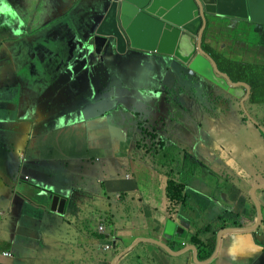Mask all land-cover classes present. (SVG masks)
Masks as SVG:
<instances>
[{
    "label": "crops",
    "instance_id": "obj_1",
    "mask_svg": "<svg viewBox=\"0 0 264 264\" xmlns=\"http://www.w3.org/2000/svg\"><path fill=\"white\" fill-rule=\"evenodd\" d=\"M75 2L84 3L82 0H0V4L11 7L22 17L25 26V32L17 36L7 35L0 43V88L3 92L0 123H9L5 128H0V264H111L119 252L132 244L133 247L125 254L122 264H264V236L250 232L253 223L250 220L251 214L245 218L241 216V202L250 206L244 200V191L239 186L236 187L230 175L226 174V178L225 173L210 169L213 168L212 155L218 156L226 163L218 170L229 171L227 165H230L233 159L253 163L250 156L254 151L253 146L243 145L237 137L236 126L250 122L240 120L239 115H243L241 112L235 115L233 122L228 119L231 125L223 135L225 138H232L230 142H226V147L230 150L234 147L236 151L227 154V148L221 146L215 152H207L205 156V162L210 168L204 165V170L210 175H223L220 185L224 191L222 198L216 201L214 195L207 192L204 202L196 203L184 189L183 200L172 204L167 200L166 174L156 167L145 166L134 160L128 154L129 148L127 152L126 147L131 145L130 139L137 123L135 116L133 119L126 109H119L117 115L107 109L99 110L97 119L89 118L84 113L74 114V111L80 108L76 102L99 91L101 75L98 71L94 75L81 78L97 79L93 88L91 83L78 86L77 80L68 86L49 81L42 93L49 85L50 93H46L41 102L39 96L34 99L31 95L33 106L29 108V102L26 104V101H29L25 93V90L29 91L30 88L29 76L23 74L24 72L15 65V56L22 45L29 48V26H46L50 40L64 39L69 30V23L72 27L75 26L74 19L69 21L72 17L71 5ZM80 6L78 13H82ZM42 7L45 14L37 18L35 8ZM204 44L210 45L205 40L202 45ZM258 45L262 46L260 43ZM243 49L245 54H236L240 56L241 61L249 63L248 58L252 56L257 61L264 62V51L253 49L250 44ZM142 57L144 63L149 65L151 75L144 89L148 87L157 95L154 99L156 107L158 96L164 93L159 71L165 66L166 72L163 75L167 76L179 66L176 62L170 64L167 58L161 59L148 54ZM121 58L113 63L114 69L121 71L125 66ZM132 59L136 63V59ZM80 63L70 61L76 70ZM12 65L14 69L8 68ZM127 65L130 66V63ZM154 70L158 74H155ZM52 78L53 75L50 74L48 79ZM69 89H72L71 92H68ZM59 95L62 100L57 104L56 98ZM65 107L70 109L65 111ZM259 115H263L264 120V110H261ZM124 118L128 120V125L122 123ZM201 137L204 138L203 143L209 142L208 147H217V144L209 141H218L217 139L207 133L198 138ZM164 139L167 149L179 163L176 167L183 169L188 166L184 153L203 163L185 149L187 142L184 139ZM260 139L264 147V139L261 136ZM16 151H20V156L23 155L24 158L25 155L27 158L24 164L27 180L10 174L12 167L16 166L18 169L22 164V161L15 157ZM10 160L13 164L4 168L3 161ZM202 171L200 169L195 173V177L187 181L185 188L188 185L193 186L192 182L195 180L201 181L199 175ZM3 176L9 178L11 183H7ZM173 176L176 179L181 177ZM256 176L259 180L252 182L246 192L252 186L264 184V165L260 164ZM83 181L87 183L81 184ZM10 184L14 188H11ZM56 187L62 189L60 195L66 199L61 212L49 210L45 203L46 192ZM210 187L212 191L218 189L214 183H210ZM257 191L255 198L262 208L264 195H258ZM16 199L25 202L23 207L18 205L20 209L30 204L31 208L38 212L35 219L38 225L43 226V231L35 233L38 238L34 235V245L29 243V218L24 220L22 217L13 216ZM2 200L8 201L9 209L2 208ZM98 200L103 201L100 208ZM79 206L83 208V212L79 211ZM189 207L197 210L196 220L202 222V228H196L193 225L195 220H187L181 213ZM216 207L222 209L221 214L217 210L211 213ZM221 217L223 220L218 223ZM169 218L183 225V238L164 234V225ZM186 220L190 222L188 225L184 224ZM233 221L236 224H233ZM213 222L217 224L212 231L204 230ZM237 224L239 225L236 226ZM101 226L104 227L103 231L100 230ZM202 229L204 231H200L199 240L206 245L211 243L214 249L208 258L205 257V249L199 250L190 242V237L195 231ZM221 231L223 232L217 242V235ZM155 241L159 244L154 243ZM107 244L112 245L111 250H105ZM164 247L171 252H167ZM4 254H10L11 258H6Z\"/></svg>",
    "mask_w": 264,
    "mask_h": 264
},
{
    "label": "rangeland",
    "instance_id": "obj_2",
    "mask_svg": "<svg viewBox=\"0 0 264 264\" xmlns=\"http://www.w3.org/2000/svg\"><path fill=\"white\" fill-rule=\"evenodd\" d=\"M81 4L82 2L72 3L70 9L72 17L69 19V21L75 19L76 13L79 11V6ZM2 7L8 10L9 14H13L19 19V21L16 22L14 26H24L22 17L19 16L14 9L7 6ZM35 13L37 18H41V16L45 14L44 7H42V9L35 8ZM215 24L216 26H208L206 30L205 41L210 43L208 46L214 48L224 57L241 61V58L238 55H243L246 53V51L243 49L244 47H247L245 41L247 40V42L250 44V47H253L251 45L250 34L248 32L242 31L241 29L239 30V26H228L226 19L224 21L218 20ZM0 26L7 25L1 24ZM0 33L6 34L3 30H0ZM1 34L0 37L2 36ZM7 34L9 35V33ZM232 39H236L238 42L242 43L238 44ZM61 41L62 38L58 41L53 38L50 40L48 28L46 26H40L39 24L29 26V48H26L25 45L21 44L22 46L15 56V65L20 68V71L24 72L23 74L29 76L30 88L29 91L25 90V93L29 98V101H26V104L29 102V108L33 106L31 104V95L34 99L35 96H39L41 102V100L44 98V95L46 93H50V85L47 90L42 93V90H44L49 81L53 84L58 82L61 84V86H68L77 80L76 84L78 86H81L84 83H91V87L93 88L97 84V79L92 80L90 78H81L94 75V73L98 71L99 75H101L99 91L96 94H91L89 98H85L76 102V104H79L80 108L76 109L74 114L84 113L89 118L97 119V115L100 113L98 112L99 110L107 109L112 114L117 115L119 109H126L132 114L131 116L133 119L134 116H137L139 119L146 121L152 126L155 124L153 127L157 130L161 137H171L176 140L184 139V141L187 142L184 145L185 149L199 158L203 162L202 164L206 167H209L205 162V156L207 152H215L218 147L221 146L227 148V154H229V152L232 154L236 151L234 147L231 148V150L229 147H226V142H230L232 138H225L223 135L226 131V128L231 125V123L228 122V119L232 120L233 122L235 115L239 114L240 112V106L237 102L231 100L230 98L232 97H230L225 91L209 83L202 77L197 76L183 66L177 67L170 74L164 76L163 74L166 72V67L163 66L162 71L159 72L161 73V88L164 90V93L158 96L159 99L157 106L155 107L156 103L154 99L157 97V95H154V92L149 90L148 87L144 89L148 81L147 79L151 77L149 74L150 68L149 65L144 63L143 57L140 54H131L128 56L124 55L122 58L124 60L123 62L125 63V66H123L121 71L114 69L113 63H116V61L112 60H104L101 63L94 61L95 63L93 64L81 62L78 69L74 71L70 67L59 68L58 62L52 56H49L51 53H58L59 44ZM262 44L264 46V40H262ZM261 50L264 51V47H261ZM236 54L238 55L236 56ZM132 58L136 59V63ZM248 59L249 63L257 62V60L252 56ZM95 60H99V58ZM28 61L29 63H27ZM127 63H130V66L127 65ZM8 68L14 69V65L9 66ZM154 72L155 74H158L156 70H154ZM50 74L53 75V78L49 80L48 78H50ZM46 79L48 80L45 81ZM38 80L42 82H39ZM71 90L69 89L68 92H71ZM18 94L19 93H17V95ZM2 96L3 92L0 88V103ZM22 97L23 95H21L20 98ZM17 98L19 99V97ZM56 100L57 104L61 103V95L57 96ZM16 108L18 107L16 106ZM69 109L70 107L64 108L65 111ZM244 109L255 121L263 120V115H259V112L264 110V104L250 105L246 101L244 103ZM1 111L3 110L0 109V112ZM30 112L31 110L29 113ZM239 117L240 120L246 121L243 115H239ZM122 123H126V125H128V120L124 118ZM8 124V122H2L0 123V128H5ZM236 132L237 137L241 140L243 145L251 144L253 146L254 151L250 155L253 158V163L250 164L247 160L238 161L233 159V162L230 165H227L230 172L226 169L218 170L222 164L226 163L218 156L212 155L211 164L213 168H209L212 171L225 173L224 176L226 178L228 175H230L236 187L239 186L244 191V200L250 205L248 207L243 203V201L241 202V216L242 218H245L248 217V214H251V216L254 214L253 207L255 206V202L250 194V190L254 186H252L248 192H246V190L252 182L259 180L256 176V173L260 167V164L264 165V147L261 143L262 141H260L262 140L260 139V136L264 139V134L260 132L251 121H247L245 124L236 126ZM204 133H207L209 136L218 140L215 141L209 139L210 142L217 144V147H208L209 142L203 143L202 140H204V138H198ZM173 147L176 148L175 145H173ZM15 157L17 160H21L22 164L18 166V169H16V166L11 168V176L17 175L20 178H25V180H27L28 178L24 175L27 173V171L24 169V164L27 162L26 156L24 155L23 158V155L20 156V151H16ZM11 164H13V162L10 160L3 161L2 165L4 168H7ZM19 167L21 169H19ZM3 178H5L7 183H11L10 179L6 176H3ZM199 178L201 181L195 180L192 182L193 186L188 185L185 188V192L187 191L186 194L189 196V198L193 199L196 203H200L202 201L204 202V197L206 196L207 192H210L211 195H214L216 201L222 198L224 194L223 189L212 191L210 183H214L219 188L223 181V175L218 176L213 174L211 176L208 171L203 170L200 173ZM85 183H87V181H83L81 184ZM10 187L14 188L11 184ZM55 189L58 191L62 190L58 187ZM262 189L263 191H257L258 195H264V188ZM7 202V200H2L3 209H9ZM102 202V200H98L99 208L102 205ZM210 203L212 204L211 201ZM18 205L23 207L25 202L18 199L14 201L13 216L19 218L22 217L24 220L29 218V236L31 238L29 243L34 245L36 242L34 240L35 233H42L43 231V226L38 225L35 219V215L38 212L34 211L30 204L29 206L26 205L24 209H20ZM27 207L29 209H27ZM216 210L221 214L222 209L218 207H216L211 213ZM260 210L261 213L264 214V207L260 208ZM79 211L83 212V208L81 206H79ZM181 213L185 215L187 220H189V218L194 219L195 221L193 222V225L196 228H202V222L196 220L198 214L196 209L189 207ZM187 220L184 222L186 225L190 223L187 222ZM10 224L12 223L10 222ZM216 224L217 222L212 223L210 231L215 228ZM36 238L38 237L36 236ZM129 247H133V244L128 246V248ZM75 257L76 255L73 256V258ZM193 260H195L194 256Z\"/></svg>",
    "mask_w": 264,
    "mask_h": 264
},
{
    "label": "water",
    "instance_id": "obj_3",
    "mask_svg": "<svg viewBox=\"0 0 264 264\" xmlns=\"http://www.w3.org/2000/svg\"><path fill=\"white\" fill-rule=\"evenodd\" d=\"M82 1V13H76L75 26L69 24L67 35L59 44L58 53H51L59 68L70 67L76 71L70 61L93 64L94 61H117L124 55L148 54L161 59L167 58L170 64L176 62L178 66L186 67L233 95L237 91L240 93L235 88L238 83H233L226 74L220 72L216 62L204 51L203 33L208 26H216L218 20L225 19L228 26H239V30L255 27L264 30V0ZM2 6L6 5L0 4V24L9 23L12 16ZM98 58L99 60H95ZM244 86L247 98L249 88ZM241 104L244 109L242 102ZM243 111L246 112L245 109ZM248 118L255 124L249 116ZM258 129L264 134V128L258 126ZM262 188L264 184H259L251 191L256 207V221L251 231L261 223L262 213L254 193ZM60 192L55 188L46 192L45 203L53 212H61L66 204V199ZM164 226L166 236L183 238L181 235L185 231L174 220H167ZM221 233L222 231L217 235V242ZM131 248L119 252L111 264H117ZM164 249L171 252L166 247Z\"/></svg>",
    "mask_w": 264,
    "mask_h": 264
},
{
    "label": "trees",
    "instance_id": "obj_4",
    "mask_svg": "<svg viewBox=\"0 0 264 264\" xmlns=\"http://www.w3.org/2000/svg\"><path fill=\"white\" fill-rule=\"evenodd\" d=\"M10 15L12 16V20L9 23H2L7 26H0V30H3L6 33H0L2 35L0 37V43L2 42L1 40L8 35L7 33L11 36H17L18 34L25 32V26H14L19 19L13 14ZM207 46L208 45L204 44L203 48L206 49L212 56L220 72H224L231 81L239 82L249 87L250 93L246 101L250 105L264 104V62L257 61L248 63L243 61L228 60ZM243 110L244 109H240V112L243 114L244 119L248 120V116H251L246 113L247 111L244 112ZM252 120L255 122L254 125L257 128L258 126L262 127L264 125V120ZM130 140H132L131 145L126 147L127 152L129 148L128 154L130 157L145 166L148 165L156 167L166 174L167 200L172 203L182 201L187 181L195 177V173H198L200 169L204 170L206 168L199 160L193 158L187 153H184L183 156L185 162L188 163V166H184L183 169L180 168V166L176 167V164L179 163L173 154L167 149L165 139L158 134L157 130L152 125L139 119V117H137V123ZM213 174L214 173H212L211 176ZM173 175H181V177L180 179H176ZM222 188L223 187L220 186L218 189ZM222 220L223 217L219 218L218 223H221ZM232 223L236 224L234 221ZM209 229L210 226H206L204 228V230ZM190 242L196 245L199 250L205 249L204 254L206 258L211 256L213 253L214 249L213 246L210 245L211 243L208 245L202 243L198 238V232L194 233L190 237ZM212 242L214 243V240Z\"/></svg>",
    "mask_w": 264,
    "mask_h": 264
},
{
    "label": "flooded vegetation",
    "instance_id": "obj_5",
    "mask_svg": "<svg viewBox=\"0 0 264 264\" xmlns=\"http://www.w3.org/2000/svg\"><path fill=\"white\" fill-rule=\"evenodd\" d=\"M242 31H244V32H248L249 34H250V36H251V38H250V40H251V45L253 46V49H255V50H257V51H261V49H259V48H257L256 46H258V47H263V44H262V40H264V31H263V29L262 28H260V27H255V28H253V29H242ZM233 41H235V42H238L236 39H234ZM246 42V44H249V42H247V40L245 41ZM244 43V42H243ZM261 44L262 46H259L258 44ZM256 45V46H255ZM233 82V81H232ZM233 83H235V82H233ZM244 87V88H243ZM235 88H236V90L237 89H239L240 90V93L237 91L236 92V94H233V95H230V94H228V92L227 91H225L230 97H232V98H230L231 100H233V101H235V102H237L238 103V105L240 106V109H242V104H241V102L244 104L245 102H246V100H247V98L245 97V95H246V87L243 85V84H241V83H239L238 82V84L237 85H235ZM240 95H242L241 97H240ZM249 96V95H248ZM236 97V98H235Z\"/></svg>",
    "mask_w": 264,
    "mask_h": 264
},
{
    "label": "clouds",
    "instance_id": "obj_6",
    "mask_svg": "<svg viewBox=\"0 0 264 264\" xmlns=\"http://www.w3.org/2000/svg\"><path fill=\"white\" fill-rule=\"evenodd\" d=\"M205 34H206V31L203 33V36H202V43H203V41L205 40ZM233 40V39H232ZM202 48H203V45H202ZM204 49V48H203ZM204 51L205 52H208L206 49H204ZM211 56V55H210ZM224 58H226V59H228V60H232V59H229V58H227V57H224ZM224 73V72H223ZM225 74V73H224ZM236 83H238V82H236ZM244 88V87H243ZM249 88V87H248ZM224 91V90H223ZM249 93H250V90H249ZM242 95H240V97H241ZM236 98V97H235ZM243 107H244V104H243ZM243 109V108H242ZM136 117V116H135ZM137 118V117H136ZM250 118H252V117H250ZM253 119V118H252ZM249 121H251L250 119H248ZM252 122V121H251ZM253 123V122H252ZM263 128H264V126H262ZM257 191V190H256ZM255 191V192H256ZM183 197V196H182ZM183 200V199H182ZM181 201H178L177 203H180ZM170 203H172V202H170ZM258 203V202H257ZM172 204H175V203H172ZM259 205V204H258ZM253 209H254V207H253ZM256 207H255V209H254V214H253V216H251L250 217V220L253 222L252 223V225L250 226V232H256V233H258L259 235H263L264 236V216H263V214H262V218H261V223H260V225L255 229V230H253V231H251V227L255 224V221H256ZM170 220H174V219H172V218H169ZM168 219V220H169ZM177 223V222H176ZM178 224V223H177ZM179 226H181V228H183L184 229V227H183V225L182 224H178ZM239 224H237L236 226H238ZM208 226H210V225H208ZM210 228H211V226H210ZM236 228H240V227H236ZM100 230L101 231H103L104 230V227L103 226H101L100 227ZM185 230V229H184ZM202 231H204L203 229L202 230H198V231H196V232H198V237H200V233ZM195 232V233H196ZM223 232V231H222ZM169 237H172V235H170ZM154 243H157V244H159L158 242H154ZM109 245H111V244H107L106 246H105V250H111L112 249V245H111V247H108ZM195 249V248H194ZM117 256V255H116ZM115 256V257H116ZM124 258V257H123ZM123 258H121L119 261H118V263L117 264H122L121 262H122V259Z\"/></svg>",
    "mask_w": 264,
    "mask_h": 264
},
{
    "label": "built area",
    "instance_id": "obj_7",
    "mask_svg": "<svg viewBox=\"0 0 264 264\" xmlns=\"http://www.w3.org/2000/svg\"><path fill=\"white\" fill-rule=\"evenodd\" d=\"M4 256H5L6 258H11V255H10V254H4Z\"/></svg>",
    "mask_w": 264,
    "mask_h": 264
}]
</instances>
